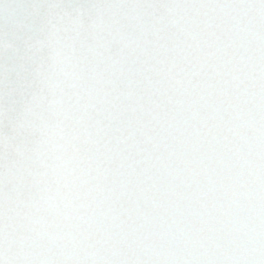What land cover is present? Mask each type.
<instances>
[{
  "label": "snow or ice",
  "instance_id": "1",
  "mask_svg": "<svg viewBox=\"0 0 264 264\" xmlns=\"http://www.w3.org/2000/svg\"><path fill=\"white\" fill-rule=\"evenodd\" d=\"M0 264H264V0H0Z\"/></svg>",
  "mask_w": 264,
  "mask_h": 264
}]
</instances>
